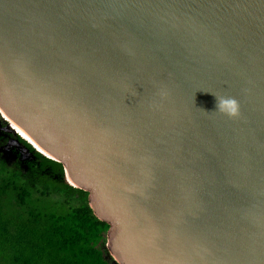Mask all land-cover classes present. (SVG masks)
Returning a JSON list of instances; mask_svg holds the SVG:
<instances>
[{
  "label": "water",
  "instance_id": "1",
  "mask_svg": "<svg viewBox=\"0 0 264 264\" xmlns=\"http://www.w3.org/2000/svg\"><path fill=\"white\" fill-rule=\"evenodd\" d=\"M0 119L115 264H264V0H0Z\"/></svg>",
  "mask_w": 264,
  "mask_h": 264
},
{
  "label": "trees",
  "instance_id": "2",
  "mask_svg": "<svg viewBox=\"0 0 264 264\" xmlns=\"http://www.w3.org/2000/svg\"><path fill=\"white\" fill-rule=\"evenodd\" d=\"M19 141L36 161L27 170L0 161V264H115L105 248L110 226L93 214L88 192Z\"/></svg>",
  "mask_w": 264,
  "mask_h": 264
},
{
  "label": "flooded vegetation",
  "instance_id": "3",
  "mask_svg": "<svg viewBox=\"0 0 264 264\" xmlns=\"http://www.w3.org/2000/svg\"><path fill=\"white\" fill-rule=\"evenodd\" d=\"M18 132V129L15 128ZM0 161L7 166L27 170L30 162L36 161L30 151L19 141V139L9 132L6 124L0 119Z\"/></svg>",
  "mask_w": 264,
  "mask_h": 264
},
{
  "label": "clouds",
  "instance_id": "4",
  "mask_svg": "<svg viewBox=\"0 0 264 264\" xmlns=\"http://www.w3.org/2000/svg\"><path fill=\"white\" fill-rule=\"evenodd\" d=\"M217 101H218V103H217L216 108H220L221 110H223L224 106L230 102V99L222 98V99H217ZM232 112H233V114L235 113V107L234 106L232 108Z\"/></svg>",
  "mask_w": 264,
  "mask_h": 264
},
{
  "label": "rangeland",
  "instance_id": "5",
  "mask_svg": "<svg viewBox=\"0 0 264 264\" xmlns=\"http://www.w3.org/2000/svg\"><path fill=\"white\" fill-rule=\"evenodd\" d=\"M2 156V153L0 154V157Z\"/></svg>",
  "mask_w": 264,
  "mask_h": 264
}]
</instances>
